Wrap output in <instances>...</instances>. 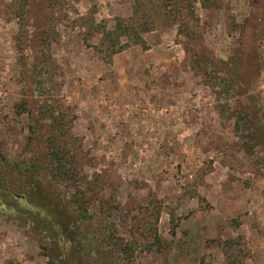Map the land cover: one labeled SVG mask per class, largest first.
<instances>
[{
  "label": "rangeland",
  "instance_id": "374dc122",
  "mask_svg": "<svg viewBox=\"0 0 264 264\" xmlns=\"http://www.w3.org/2000/svg\"><path fill=\"white\" fill-rule=\"evenodd\" d=\"M205 4L0 0V189L34 157L55 215L75 192L55 117L93 217L78 251L5 202L0 264H264V0Z\"/></svg>",
  "mask_w": 264,
  "mask_h": 264
},
{
  "label": "trees",
  "instance_id": "16d2710c",
  "mask_svg": "<svg viewBox=\"0 0 264 264\" xmlns=\"http://www.w3.org/2000/svg\"><path fill=\"white\" fill-rule=\"evenodd\" d=\"M201 4L203 8L206 7L205 0H201ZM53 120L57 125L53 127L52 123H50L52 129L48 132H52L49 133L50 135L48 134L45 139L47 148L44 156L46 166L45 172L47 173L46 177L48 180L54 182L61 181L63 183L72 184L75 187V192L71 194L69 198L61 197L58 194H55L56 201L54 198H51L58 205L55 207L57 211V215H55V209L49 208L45 199H40L35 187H30L29 180L32 184L36 182L39 183L40 186H43L41 179L39 178V181H37L35 176L36 169H41L38 165V160L34 157H30L28 159L30 163L29 165L23 169L16 170L17 176L13 172L16 169V166L18 168L19 165L12 166L11 164L8 168V171L10 170L6 177L8 185H4L3 188L0 189V205L3 206L6 202L5 205L11 204L21 206L24 210V215H16L15 218L31 224L36 232L38 231L39 233H44V235L46 234L54 238L72 232L66 230V222H69L70 219L76 220L73 227V237L77 239L78 245L75 250L81 251L83 250L82 243L87 241L90 242L88 240L89 234L87 231L92 229L91 225L93 224V217L88 214V202L90 201V198L85 197V194L87 195L86 191L88 192L91 187H84L82 190L79 189V186H83V181L76 180L75 174L69 166L72 157L68 155V149H65L62 145V141H60L59 126L61 125V120H57L55 117ZM56 128L58 130H56ZM24 174H26L25 179ZM1 177L2 176L0 175V178ZM44 196L48 197L46 194ZM57 208H59V211ZM65 216H68L69 221L65 219ZM93 237L95 238L97 235ZM107 243H109V241Z\"/></svg>",
  "mask_w": 264,
  "mask_h": 264
}]
</instances>
